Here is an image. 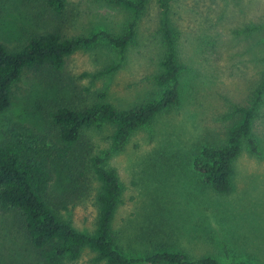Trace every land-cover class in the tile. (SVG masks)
I'll return each instance as SVG.
<instances>
[{"label":"rangeland","instance_id":"rangeland-1","mask_svg":"<svg viewBox=\"0 0 264 264\" xmlns=\"http://www.w3.org/2000/svg\"><path fill=\"white\" fill-rule=\"evenodd\" d=\"M157 18V0H149L123 61L99 42L67 57L53 81L23 72L12 86L9 109L0 113V139L19 124L56 141L46 118L59 106L78 109L104 95L126 110L156 99L151 78L162 57ZM263 19L264 0H172L183 67L179 104L132 132L120 152L111 151L110 127L83 130L77 160L51 162L49 209L56 217L78 231L94 230L98 184L86 157L109 153L103 164L121 187L112 220L121 252L139 257L162 247L223 264H264V106L253 128L260 155L243 151L235 160L232 192L215 194L193 169L197 151L224 137L221 114L230 103L244 102L264 72V29L245 31ZM133 20L132 12L109 0H66L61 20L43 0H0V43L16 50L31 35L55 27L66 37L99 31L119 37ZM117 64L116 71L100 75ZM92 257L84 251L76 264H91ZM0 264H42L11 215L0 214Z\"/></svg>","mask_w":264,"mask_h":264},{"label":"trees","instance_id":"trees-1","mask_svg":"<svg viewBox=\"0 0 264 264\" xmlns=\"http://www.w3.org/2000/svg\"><path fill=\"white\" fill-rule=\"evenodd\" d=\"M149 0H109L133 13L122 36L105 31L91 36L66 37L59 27L33 34L19 49L0 43V113L11 105L12 86L23 72L53 81L63 69L65 59L74 52L106 42L115 48L120 61L123 52L136 36L137 20L146 10ZM172 0H157V33L162 46L159 71L151 80L158 89L156 99L126 110H119L100 96L98 101L82 108L56 107L47 113L48 127L56 141L19 124L13 125L0 139V214L11 215L24 230L31 248L42 264H76L84 251L93 254L91 264H223L213 257L194 259L185 251L156 247L135 257L119 250L112 236V220L121 196V187L114 170L104 166L109 157L89 155L87 166L98 184L94 197L97 210L92 232L78 231L69 222L60 221L49 209L50 184L53 179L51 162L74 160L86 129L110 127L111 151L120 152L132 132L150 125L152 120L180 102L179 77L183 70L178 60L177 33L170 20ZM55 20H61L66 0H43ZM264 19L246 28L248 34L262 31ZM119 64L106 67L102 74L116 71ZM264 106V72L242 103H230L220 121L224 137L197 151L193 169L202 182L217 195L233 190L234 162L245 151L260 155V146L253 133L254 123ZM82 154L78 157L81 159ZM228 264H250L231 262Z\"/></svg>","mask_w":264,"mask_h":264}]
</instances>
